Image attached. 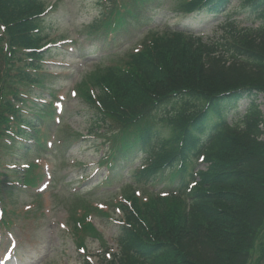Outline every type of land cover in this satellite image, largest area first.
<instances>
[{
	"label": "trees",
	"instance_id": "trees-1",
	"mask_svg": "<svg viewBox=\"0 0 264 264\" xmlns=\"http://www.w3.org/2000/svg\"><path fill=\"white\" fill-rule=\"evenodd\" d=\"M228 2L193 0L186 8L217 15ZM240 9L259 26L229 24V40L222 44L167 34L130 56L123 67L92 72L89 84L96 100L88 85H82L94 119L99 114L98 122L111 119L117 125L109 157L114 179L124 175L141 151L152 155L155 128L162 123L171 138L159 144L157 162L145 179L160 183L165 170L177 167L178 176L187 175L199 148L206 164L186 198L184 188H176L168 199L153 196L144 203L131 197L129 205H121V252L104 264H254L256 250L263 258L264 120L256 102L264 98V0H243ZM43 14L42 0H0V140L6 130H19L28 138L19 128L23 125L35 137L40 124L53 121L46 106L31 116L15 109L16 85L37 82L40 64L49 57V51L37 52L48 36L42 32ZM118 31L116 39L122 35ZM243 101L250 104L244 118L228 126L230 113ZM36 144L40 147L38 138ZM14 148L0 144L3 156L17 155ZM174 182L172 177L169 187ZM86 230L93 232L91 226Z\"/></svg>",
	"mask_w": 264,
	"mask_h": 264
},
{
	"label": "rangeland",
	"instance_id": "rangeland-1",
	"mask_svg": "<svg viewBox=\"0 0 264 264\" xmlns=\"http://www.w3.org/2000/svg\"><path fill=\"white\" fill-rule=\"evenodd\" d=\"M47 1L53 4L57 0ZM97 1L98 0H66L67 4L65 5V11H63L62 8H60V10H62L61 15L64 17V21L66 23V26L61 29L67 33V38L72 39L77 26L82 23L91 22L98 15V12L96 13V10L99 7ZM239 4L240 0H233L230 5V10L235 11ZM69 5H72V7H67ZM175 5L176 0H166L162 4H160L154 12L153 18L145 23L146 27L140 29L138 31V34L129 39L127 41V46L129 48H132L135 44H138V42L142 41L145 32L149 29L156 28L157 32L162 34L164 31V26L172 29L176 27L188 28V26H190V28L192 27L191 29L193 30V33L195 35L202 34V36H204L203 38L208 39L209 42L212 43L220 41L222 32H216V28L219 24H222V22H224L226 17H221L218 20L208 19L204 22L199 19L197 21H194L190 20V16L176 15L174 12L176 11L174 9L176 7ZM173 18H175L176 20L174 21ZM236 20H241V18L237 17ZM245 24L247 26L241 25V27H248V25H250L252 28L258 27L257 22L251 21L249 22V24ZM190 28H188V30ZM212 38L213 40H210ZM76 62L77 61L71 63L73 64L72 71H74L75 73L74 81L80 80L81 77H79V75L82 76V72H89L92 68H94L95 64L99 62V59H97L96 57H92L89 59L86 58L84 60V63H81L79 65ZM64 81L65 80L61 79V82ZM247 105V103H243L240 106V108L238 109V113L240 115L244 114ZM257 105L259 106V110L264 117V100L261 97L258 99ZM76 106L77 104L75 102H69L65 114L62 116V125L55 131L57 141L54 142V151L51 154V157H49L48 159V162L50 163L52 171L54 173L53 181L55 182L56 180L57 184V187L53 192V195L55 197L53 196V198L49 199V201H51L52 203L51 207L45 209L43 215L42 212L38 213L37 211H35L33 215L30 216V218L35 219L38 217L37 221L33 225L31 222L29 223L28 221L21 220L18 222V227H15L13 229L15 235L19 238V241L26 242L25 247L21 248L18 251L20 258L24 261L23 264H82L83 262L82 259L79 258V255H81V257L84 256V259L86 260V256L88 255L91 264L99 263V254L103 249L101 241H99L98 239L94 240L88 238L86 240L85 253H82L76 250L73 242V235L71 233H68L69 235L67 234V230L70 228V226L67 224L68 214L66 213V211H68L69 209H66L70 208V205L68 203L65 205V201L63 200V198L67 196L65 187L66 184L72 182L70 174L75 172L74 170H76V168L74 169L72 168V166H68L67 164H65V160L76 159L84 166H92L94 167V169H96L95 164L101 156V154L93 152L95 151L94 144H83L82 148L79 149V147H74V145L70 143L71 137H73V132H79L85 135L87 134L86 129L90 125V115L88 113L84 114L83 111L80 110V108L79 111ZM236 121L237 119L234 117V115H230L228 117L227 125H234L235 123H237ZM166 133V131H162L163 136H167ZM91 135L93 136V143H98L99 135L96 132L91 133ZM89 139H91V137ZM59 141H64V145L62 147L59 146ZM68 144L69 146L71 145L70 148H67ZM139 164L140 162H137L135 166ZM202 168L203 166L199 167V169ZM86 169L87 168H85V170ZM78 172L82 173L83 171ZM101 178L102 177L99 175L97 177V180H101ZM54 182L52 184H54ZM93 184L94 183L90 182V186L83 187L82 194L86 196H90L91 194L95 195L96 197L94 198V201L96 199H106V197L112 195L114 192H117L121 187L126 186V184H129L131 187H136L137 185L143 186V182L141 180H138V182L136 183L132 179V174H128L124 178L117 180L109 190H104V194H101L100 190ZM76 185H78V183ZM92 187L94 188L91 189ZM87 191H90L91 193H85ZM29 196H31V194H25V196H22L18 200V202H25ZM93 214L95 217V222L98 223L97 214ZM111 214L113 216L111 218H118V215L115 212H112ZM23 224L27 225V236L25 235V232H23L22 235L17 234L20 228L24 229ZM61 224L68 226L67 230L65 231L66 233H64V228L61 226ZM102 226L101 236L103 240L105 241L107 246H109L110 248H115V245L113 243L114 228H111V225H107L105 221L102 222ZM28 242L30 243L27 245ZM256 260H258L259 262L255 264H264V256L262 259L261 256H258L256 257Z\"/></svg>",
	"mask_w": 264,
	"mask_h": 264
}]
</instances>
